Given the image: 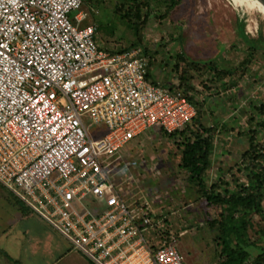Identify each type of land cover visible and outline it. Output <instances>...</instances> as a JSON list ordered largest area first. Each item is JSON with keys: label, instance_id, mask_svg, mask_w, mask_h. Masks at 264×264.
Listing matches in <instances>:
<instances>
[{"label": "built area", "instance_id": "1", "mask_svg": "<svg viewBox=\"0 0 264 264\" xmlns=\"http://www.w3.org/2000/svg\"><path fill=\"white\" fill-rule=\"evenodd\" d=\"M90 1L0 0V185L93 264H185L115 175L132 179L122 150L150 130L193 122L192 94L154 81L141 47L98 45Z\"/></svg>", "mask_w": 264, "mask_h": 264}, {"label": "rangeland", "instance_id": "2", "mask_svg": "<svg viewBox=\"0 0 264 264\" xmlns=\"http://www.w3.org/2000/svg\"><path fill=\"white\" fill-rule=\"evenodd\" d=\"M84 11L89 16L84 25L98 28V45L114 51L141 47L150 60L154 81L165 87L182 83L192 94L198 114L189 127L201 132V123L214 137L205 182L211 185L223 178L228 185H223L221 192L228 189L237 194L255 188V176H264V162L243 155L250 150L252 137L264 148V128L260 127L264 123V49L249 50L238 22H245L248 37L257 40L262 36L264 40V14L234 6L231 0H91ZM86 121L92 137L97 138L100 131L90 119ZM181 141L152 129L124 148L121 157L132 179L125 181L123 173L115 176L125 192L135 200L149 194L152 200L153 189H182L196 199L197 186L180 167ZM171 208L179 213L197 212L192 223L185 214L180 213L178 219L171 214L181 225L173 236L185 264H222L227 260L219 207L187 198ZM165 213L168 216L169 211ZM250 222L243 245L250 253L246 264H254L264 251V219L254 215ZM237 243L233 240V246ZM0 264L90 262L40 216L21 211L0 187Z\"/></svg>", "mask_w": 264, "mask_h": 264}, {"label": "trees", "instance_id": "3", "mask_svg": "<svg viewBox=\"0 0 264 264\" xmlns=\"http://www.w3.org/2000/svg\"><path fill=\"white\" fill-rule=\"evenodd\" d=\"M166 1L170 2L173 0ZM245 27V22L239 20L238 31L249 50L256 52L264 49L263 37L259 36L257 40L251 39L246 35ZM199 124L201 132L194 131L187 126L181 131L166 134V136L170 139L182 140L178 145L182 149L180 167L190 174L191 181L195 182L197 186V198L194 203L205 200L208 207L217 206L221 209L219 226L223 228V256L227 257V260L222 264H246L250 253L244 249L243 245L247 229L251 226L250 220L254 215L261 216L264 219V206L262 204L264 198V190H262L264 189V176L262 179L260 176H255V179H258L255 188H244L238 194L230 192L228 189L221 192V187L228 185L223 178L208 185L204 176L211 168L210 156L213 151L214 137L211 135V129L205 128L201 123ZM260 127L264 128V123ZM255 140V137L250 138V150L243 157L264 162V148L260 149L255 144ZM0 187L11 195L14 199V205L21 211L22 209L31 211L6 188L2 185ZM233 240L238 242L236 246H233ZM254 264H264V251L256 258Z\"/></svg>", "mask_w": 264, "mask_h": 264}, {"label": "crops", "instance_id": "4", "mask_svg": "<svg viewBox=\"0 0 264 264\" xmlns=\"http://www.w3.org/2000/svg\"><path fill=\"white\" fill-rule=\"evenodd\" d=\"M151 191H152L151 193L153 196H152V200H150V201L152 203L153 210L157 214L156 218H157V220L164 219L166 226H167V230L170 232L169 235H175V234L177 235V232L179 230V226L181 227V225L179 224V222L177 223L175 219L179 218L180 213H182L181 215L185 214L188 218V221H190L192 223V220L194 219L193 215H196L197 212L192 210L189 214L188 210L186 212H180V213L178 212L179 210H177L176 211L177 214H176V212L174 210H172V208H171L174 204H181L183 199H187V198L189 199L190 198L192 201H194L195 199L193 200L190 197V195H191L190 191H188V190L183 191L182 189H175V190L173 189V190H170L168 192L163 191V190H161L160 192H157V191L155 192V189H153ZM164 192H166V193H164ZM203 201H205V200H203ZM170 209H171V211H170ZM165 211H169L168 216H166L167 213H165ZM171 214H172V217L175 219L171 218ZM180 235H182V234H180ZM89 262H90V264H93L91 261H89Z\"/></svg>", "mask_w": 264, "mask_h": 264}, {"label": "bare ground", "instance_id": "5", "mask_svg": "<svg viewBox=\"0 0 264 264\" xmlns=\"http://www.w3.org/2000/svg\"><path fill=\"white\" fill-rule=\"evenodd\" d=\"M234 6L246 7L250 10H259L264 14V0H231Z\"/></svg>", "mask_w": 264, "mask_h": 264}, {"label": "water", "instance_id": "6", "mask_svg": "<svg viewBox=\"0 0 264 264\" xmlns=\"http://www.w3.org/2000/svg\"><path fill=\"white\" fill-rule=\"evenodd\" d=\"M227 1H229V0H227Z\"/></svg>", "mask_w": 264, "mask_h": 264}]
</instances>
